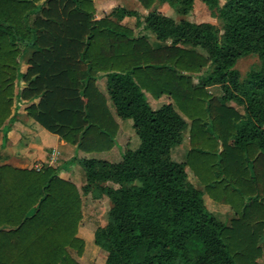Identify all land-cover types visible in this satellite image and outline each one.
I'll list each match as a JSON object with an SVG mask.
<instances>
[{"label":"trees","instance_id":"1","mask_svg":"<svg viewBox=\"0 0 264 264\" xmlns=\"http://www.w3.org/2000/svg\"><path fill=\"white\" fill-rule=\"evenodd\" d=\"M135 1L144 16L117 7L96 19L95 0H0L1 147L16 121L15 101L75 152H111L118 118L134 119L139 141L117 163L75 155L56 167L16 169L0 154V264H80L70 251L84 252L78 231L86 195L109 202L106 224L93 231L105 264H257L264 241V0ZM195 1L220 28L176 22L154 8L186 17ZM126 17L161 44L136 36L121 23ZM248 56L258 63L241 77L234 67ZM146 96L167 101L152 109ZM186 131L189 150L173 161ZM77 162L80 187L59 176ZM187 170L203 191L188 182ZM204 195L229 206L245 227L218 221Z\"/></svg>","mask_w":264,"mask_h":264},{"label":"rangeland","instance_id":"2","mask_svg":"<svg viewBox=\"0 0 264 264\" xmlns=\"http://www.w3.org/2000/svg\"><path fill=\"white\" fill-rule=\"evenodd\" d=\"M94 6L96 10L95 12L96 19H100L108 15L114 8L117 7L124 8L126 10L136 11L140 17L146 14V11H144L142 7L135 0H95ZM154 8L160 11L165 16L173 18L176 22H178L179 20L194 21L196 23L210 22L216 25L218 28L221 27L220 23L216 19L211 17L210 12L200 1H195L192 14L186 17H180L175 15L173 11L166 5L156 4ZM138 22L139 21L137 20V18H133V17H126L121 21L122 24L132 28L136 36L144 35L148 38L152 46L155 47L159 46V44L161 43L155 39L154 35L150 31L145 30L142 25H139ZM25 61H26V57H24V59L21 60V69H20L21 72H24L26 70ZM257 63L258 61L256 57L248 56L239 59L236 62L234 68L240 73L241 77H244L245 74L249 71V69L254 65H256ZM22 87H23V83L19 81L16 86V91H18ZM98 88L102 92L105 91L104 79H100L98 81ZM209 91L212 92L213 94L219 95V89L217 87H211ZM146 97H147V102L152 109H157L161 104L167 101L166 99L163 98L158 101H154L151 98H149V96ZM229 105L233 106L236 109L238 108L234 106V104L232 103H230ZM15 106H16L15 109L16 120L20 121L22 119H25L26 116L22 115V112H24L25 104L20 103L19 101H15ZM117 120L119 124V131L117 134L115 147L111 152L93 153V154L76 152L75 155L77 156V159L80 160L82 158L93 157L98 159H104L111 163H117L121 160L122 153L125 149L133 150L137 148L139 141L134 134V128H133L134 119L129 118L126 120H121L118 118ZM37 130L38 133L32 134L30 136L28 135L27 141L29 140L33 142L32 145L35 146H37L40 142H42L41 146L42 145H44L45 147L55 146L56 139L54 135L48 133L41 127H38ZM58 149L59 151L62 152V155L55 154L56 156L55 161H50V157H51V151H50L48 152L45 162L43 163L56 167L61 165L64 161H66L72 156V153H67L68 151L66 150V148H62L61 146H58ZM188 150H189V136H188V132L186 131L183 134L182 143L178 147L174 148L171 152L172 160L176 162H182ZM61 173L68 174L70 176L69 180L75 183L77 187H80L82 179H81V167L79 162L70 166L67 169V171H63ZM187 177L189 183H191L196 189L203 191L202 186L188 170H187ZM203 200L207 211L210 212L218 221L224 222L226 224H229L231 221H233L234 223L232 230L240 227L242 228L245 227L246 222L244 220L236 221L235 212L229 206L215 204L206 195H204ZM82 201H83V219L79 227L78 235L85 243L84 252L81 257H77L73 251H70V255L80 264H105V256H106L105 253L100 249H98L93 244V231L97 226H103L106 224L109 202L105 197H103L100 200H93L89 195L82 196ZM232 232L233 231H231V234H233ZM258 247H259L260 255L255 259V262L257 264H264V241L258 243Z\"/></svg>","mask_w":264,"mask_h":264},{"label":"crops","instance_id":"3","mask_svg":"<svg viewBox=\"0 0 264 264\" xmlns=\"http://www.w3.org/2000/svg\"><path fill=\"white\" fill-rule=\"evenodd\" d=\"M22 115H25V112H22ZM38 127L40 126L35 124L27 116L25 117V119L15 121V123L11 126L10 131L7 133V140L5 142V145L3 147H1L0 145V154L4 156L2 164L11 166L16 169H31L34 164L45 162L48 152L50 151L51 154L54 152L57 155H62V152L59 151L58 146L66 148V150L68 151L67 153H72L71 157L75 156L76 152L74 151V148L64 143L63 141H60L56 136L55 146H41L42 142L38 144L40 146L32 145L33 142L29 140L27 141V137L28 135L30 136L32 134L38 133ZM59 176L65 180H69L70 177L68 174L63 173H60Z\"/></svg>","mask_w":264,"mask_h":264},{"label":"built area","instance_id":"4","mask_svg":"<svg viewBox=\"0 0 264 264\" xmlns=\"http://www.w3.org/2000/svg\"><path fill=\"white\" fill-rule=\"evenodd\" d=\"M55 158H56V156H55V153L53 152V153L51 154L50 161H55ZM42 165H43V163H37V164H35V165L33 166V168L36 169V170H40L41 167H42Z\"/></svg>","mask_w":264,"mask_h":264}]
</instances>
